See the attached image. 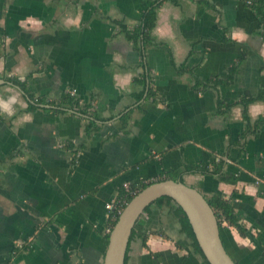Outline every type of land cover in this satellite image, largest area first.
Returning <instances> with one entry per match:
<instances>
[{"label":"crops","instance_id":"obj_1","mask_svg":"<svg viewBox=\"0 0 264 264\" xmlns=\"http://www.w3.org/2000/svg\"><path fill=\"white\" fill-rule=\"evenodd\" d=\"M158 1L138 49L121 27L146 0H0V264H104L123 191L221 163L234 181L183 182L231 199L249 232L223 230L226 251L264 264V124L247 133L242 104L264 95L261 21L241 0ZM71 93L103 121L56 108ZM247 115L264 118V100ZM174 211L140 218L126 264H205Z\"/></svg>","mask_w":264,"mask_h":264},{"label":"trees","instance_id":"obj_2","mask_svg":"<svg viewBox=\"0 0 264 264\" xmlns=\"http://www.w3.org/2000/svg\"><path fill=\"white\" fill-rule=\"evenodd\" d=\"M172 1L177 2V0H172ZM241 2L244 3L245 5H248L252 10H254V12L259 17L261 24H262V38L264 40V0H241ZM145 7H146V10L143 14L142 21L138 27H136L135 29H132V30L128 29L125 26L121 27L122 32L127 35V38L130 41H132L134 46L138 49H142L143 44H144V46H149V45H152L154 43L152 33L156 27L158 9L160 7V4H159L158 0H146ZM140 46H141V48H140ZM17 85L20 88L25 89V86L23 84L18 83ZM149 96H154V93L151 89L149 91ZM256 100H264V95L263 94L260 95L257 99H248V100L245 99L244 101H242V104L245 108L244 119L246 121L247 128H248L247 133H252V134L257 133L258 130L261 128V126L264 124V118H260L254 124V126L250 124V119L247 115V107L251 103L255 102ZM38 103H39V101L37 102V104ZM221 105L222 104L220 103V106ZM56 108H58L60 110H62V109L72 110V111L78 112L82 115H85L87 117L96 118L97 121L101 120V119H98L95 115L89 113L86 109L82 110L81 107H79L78 100L74 96H71V95L67 96V98L61 104H59ZM101 121H103V120H101ZM92 127H94V126H92ZM255 129H257V130H255ZM222 168H223L222 163H221V165H215L214 164V165L209 166V167H196V168L191 167V168H188L182 172H179V173L172 175L170 178H171V180H174V181L183 182L184 174L196 173V174H202V175L219 176V179L223 182H229L232 180L234 181L236 179L234 175L224 174ZM163 180H165V179L150 182L148 184H144L139 189L134 187V186H131V189L135 191V193L132 195H127V192L123 191L122 197H121L122 200H120V201H123L122 209L124 210L126 205L135 196H137L142 190H144L145 188H147L148 186H150L156 182H160ZM205 199L207 200V202L209 203V205L211 206V208L213 209V211L215 213V216L218 220V224H219V228H220L221 232L225 229L233 228V229H236L242 237H246L248 235L249 231H248L247 227L244 225L242 218L240 216H238V214L236 213V210L233 206L231 199H227V198L223 197L222 195H218V194H215L210 198L205 197ZM159 203H167V205L174 208V210H175L174 214L179 221L182 233L185 234L187 236V238L193 242L194 250L196 251V253H198L199 255H201L203 257L205 264H209L208 261L206 260L205 256L203 255L202 250L199 247V244H198V242L195 238V235L193 233L192 227H191L185 213L183 212V210L172 199H170L168 197H164V198L159 199L153 205H157ZM151 207L152 206H150L146 210V213L151 209ZM118 219H119V215H117V216L113 215V217L111 218V225H110L109 229L113 230ZM134 232H135V228L133 230L132 236H133ZM151 235L162 237L165 240H169V237L162 232H154ZM109 236H110V234H108V239H109ZM148 239H149V235H145L142 238L143 246L146 249L148 248L147 247ZM152 257H155V256L152 255ZM125 264H126V261H125Z\"/></svg>","mask_w":264,"mask_h":264},{"label":"water","instance_id":"obj_3","mask_svg":"<svg viewBox=\"0 0 264 264\" xmlns=\"http://www.w3.org/2000/svg\"><path fill=\"white\" fill-rule=\"evenodd\" d=\"M164 197L183 210L209 264H236L224 247L218 220L205 197L184 182L171 179L148 186L126 205L109 236L104 264H125L136 224L150 206Z\"/></svg>","mask_w":264,"mask_h":264},{"label":"built area","instance_id":"obj_4","mask_svg":"<svg viewBox=\"0 0 264 264\" xmlns=\"http://www.w3.org/2000/svg\"><path fill=\"white\" fill-rule=\"evenodd\" d=\"M71 96H74L75 97V94L74 93H71ZM122 204L123 202H118L117 204H109L106 206V209L109 210V211H112L113 212V215L117 216V215H121V213L123 212V209H122ZM112 230L111 229H108L107 230V233L108 234H111Z\"/></svg>","mask_w":264,"mask_h":264},{"label":"clouds","instance_id":"obj_5","mask_svg":"<svg viewBox=\"0 0 264 264\" xmlns=\"http://www.w3.org/2000/svg\"><path fill=\"white\" fill-rule=\"evenodd\" d=\"M5 107H7V106L5 105Z\"/></svg>","mask_w":264,"mask_h":264}]
</instances>
